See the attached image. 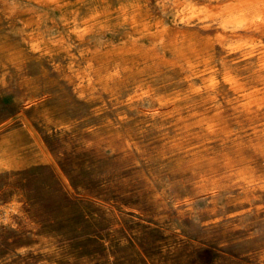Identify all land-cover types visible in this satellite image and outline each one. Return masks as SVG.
<instances>
[{"label":"rangeland","instance_id":"374dc122","mask_svg":"<svg viewBox=\"0 0 264 264\" xmlns=\"http://www.w3.org/2000/svg\"><path fill=\"white\" fill-rule=\"evenodd\" d=\"M87 1L0 0V264H264L262 112L121 52L120 8L175 32L174 0Z\"/></svg>","mask_w":264,"mask_h":264},{"label":"bare ground","instance_id":"6f19581e","mask_svg":"<svg viewBox=\"0 0 264 264\" xmlns=\"http://www.w3.org/2000/svg\"><path fill=\"white\" fill-rule=\"evenodd\" d=\"M59 1L60 0H48V2L51 4H56ZM96 1H94V2H96ZM205 1L208 3V5L207 6L202 5V7L201 6L197 7V5L195 6V5L191 4L190 0H174L173 1V7L175 8V11L177 13V17H179V20H180L179 22L184 27V29L177 30L175 32H173L167 26L165 27L160 22L151 21L149 19L150 16L148 17V16H146L147 14L146 15L144 14V12H143L144 9H142V7L140 6L139 3H133L129 6H124L122 8H120L121 7L120 6L118 13L123 18V24L127 25L129 30H130L129 39H128L129 46L125 47V45H124V48H122L121 52H123L125 54L133 53L137 56L144 55V57L147 60H157V61L159 60V61H161L165 64H168L170 66L178 67L181 72L186 74L184 77L185 81H187L186 84H188L192 81L194 82L195 80H200L201 82H209L210 83L209 90H210L211 94L215 93V92L217 93L218 88L220 86H227L234 94H236L238 96V98H240V100L241 99H247V102L245 104H243L247 113L251 114L254 112L255 114H258V113L262 112L263 120H264V0H205ZM184 3H186L185 6L190 10L189 15H187V16L183 14L184 8L181 9V6H184L183 5ZM211 3L213 4L212 6H210ZM106 4H107V2H106ZM108 6H109V4H108ZM83 8H85V7H83ZM109 9H111V8H109ZM113 9L115 10V8H113ZM34 10L36 11V9H34ZM115 11H117V10H115ZM14 12H15V10H14ZM73 13H74V10H73ZM73 13H71V14H73ZM75 13H76V11H75ZM79 14H81V13H79ZM109 14H110V12L107 10L105 12H102V13H96L95 12V14L90 15L88 18H86V16H87L86 15L85 16L86 19H84L81 22L84 25L92 23V25L90 27V28H92L94 26V24H96L97 22H100L102 19L104 20V18L110 17ZM71 16H73V15H71ZM74 16H75V14H74ZM79 16H81V15H79ZM63 17H65V16H63ZM81 18H79V19H81ZM155 18H154V20H155ZM69 21H71V20H69ZM106 21H108V19ZM121 21H122V19H121ZM26 22H28V21H26ZM193 23H195V24H193ZM103 24L104 23H102V25ZM98 25H99V23H98ZM115 26H117V25H115ZM193 27H198L200 30H204V31H209L212 29V30H215L217 32V34L214 37L204 36L202 34L195 32V31L192 32L191 28H193ZM94 28H96V27H94ZM104 28H106V27H104ZM76 29H77V27H76ZM102 29H103V27H102ZM92 30H93V28H92ZM81 33H83V31ZM100 33H102V32H100ZM93 35H94V33H93ZM78 37H77V39H78ZM80 37H82V35ZM145 40L149 42L148 45L143 44V42ZM41 43H43V42H41ZM100 44H101V42H100ZM37 46H38V44H37ZM111 47H112V45H111ZM91 48H93V47H91ZM100 48H101V46H100ZM95 49H97V48H95ZM110 49H113V48H109V50ZM158 49H162V50H169L170 49V50H172L173 60L167 61V59H163V57H160V55L157 53ZM217 49H220L221 51L226 52V55L224 54L225 57L220 61L219 64L216 62L217 59L215 56ZM116 51H118V50H116ZM236 55H239L237 60L236 59L235 60L234 59L233 60H226V58L234 57ZM236 58H237V56H236ZM168 60H170V59H168ZM133 61H134V59H133ZM135 62L137 64V61H135ZM241 64H246V66L243 70H242V68L241 69L239 68L240 67L239 65H241ZM149 66H147V67H149ZM171 68H173V67H171ZM95 69L96 68H94V70ZM241 70L242 71L245 70L246 72H248V75L243 76L241 74V72H242ZM95 71L100 72V70H95ZM180 82L181 81H179V83ZM197 88L198 87H196V89ZM194 92H198V91H194ZM192 95H195V94H192ZM185 96H187V95H185ZM159 103H160V101H159ZM237 105H239V104H237ZM186 106H188V105H186ZM193 106H195V105H193ZM188 110H190V109H187V111ZM178 111H179V109H178ZM189 112L190 111H188V113ZM216 117H218V116H216ZM249 118H251V117H249ZM236 119H237V116H236ZM247 119H248V117H247ZM248 127H250V126H248ZM260 127L262 129V132L264 133V122L261 124ZM207 128L210 129L212 133L218 131L219 130V124L217 123V120H213V119L210 120L207 124ZM238 128H240V127H238ZM221 129H223V128H221ZM242 129H243V127H242ZM205 131H206V129H205ZM238 131H239V129H238ZM241 131H243V130H241ZM239 135H241V134H239ZM235 140H237V139H235ZM242 140H245V139H242ZM243 143H246V142H243ZM240 148H242V147H240ZM235 149H236V147H235ZM258 150H260V149H258ZM240 151H241V149H240ZM240 156H238V159ZM263 156H264V154H263ZM236 161H239V160H236ZM242 162H243V160H242Z\"/></svg>","mask_w":264,"mask_h":264}]
</instances>
